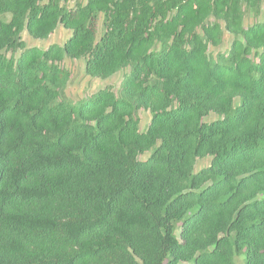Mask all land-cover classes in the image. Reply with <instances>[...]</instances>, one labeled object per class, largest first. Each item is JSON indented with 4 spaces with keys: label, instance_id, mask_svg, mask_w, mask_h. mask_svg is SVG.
<instances>
[{
    "label": "trees",
    "instance_id": "trees-1",
    "mask_svg": "<svg viewBox=\"0 0 264 264\" xmlns=\"http://www.w3.org/2000/svg\"><path fill=\"white\" fill-rule=\"evenodd\" d=\"M67 3L0 0V264H264V0Z\"/></svg>",
    "mask_w": 264,
    "mask_h": 264
},
{
    "label": "rangeland",
    "instance_id": "rangeland-1",
    "mask_svg": "<svg viewBox=\"0 0 264 264\" xmlns=\"http://www.w3.org/2000/svg\"><path fill=\"white\" fill-rule=\"evenodd\" d=\"M85 2V0H68V6L71 7L75 2ZM264 15L263 6L261 7V16ZM101 20L102 17L98 19L97 26V38L101 35ZM254 21L253 17L249 14L244 16V25L251 24ZM70 30L64 28L62 25H58L54 32L46 39H34L30 37L25 31L21 33V38L25 43L26 47H37V48H46L50 44H59L62 45L67 38L70 36ZM231 42V35L228 32L223 33L222 42L220 46L215 48H210L212 53L224 52L229 48ZM19 54V51L15 53V56ZM7 56L10 55V52L6 53ZM68 71L70 72V79L67 82L64 89L65 99L77 103L81 99L95 93L99 89L109 88L114 91V93L119 95V87L123 77V74L127 69H122L115 74L107 78L91 77L85 73V59H70L65 57L61 63ZM139 117V129L144 130L150 120V112L148 110H139L137 112ZM217 116L215 114H209L205 120L212 121L215 120ZM147 154L142 155V158H145ZM210 157L199 158L196 160L194 171H198L201 168L207 166L210 162ZM237 263L241 264V258L236 259Z\"/></svg>",
    "mask_w": 264,
    "mask_h": 264
}]
</instances>
